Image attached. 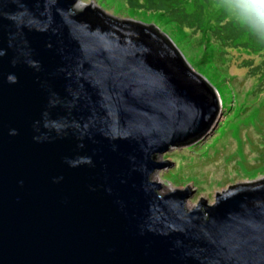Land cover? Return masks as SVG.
<instances>
[{
  "label": "water",
  "instance_id": "water-1",
  "mask_svg": "<svg viewBox=\"0 0 264 264\" xmlns=\"http://www.w3.org/2000/svg\"><path fill=\"white\" fill-rule=\"evenodd\" d=\"M80 2L0 0V264H264V180L194 210L152 181L217 127V89Z\"/></svg>",
  "mask_w": 264,
  "mask_h": 264
},
{
  "label": "rangeland",
  "instance_id": "rangeland-1",
  "mask_svg": "<svg viewBox=\"0 0 264 264\" xmlns=\"http://www.w3.org/2000/svg\"><path fill=\"white\" fill-rule=\"evenodd\" d=\"M80 3L100 8L123 21L132 20L157 27L178 45L195 72L219 92L223 114L217 127L200 142L182 150L175 149L157 159L159 163L175 165L173 169L154 173L152 181L162 185L160 195L191 189L193 193L187 206L194 210L202 200L214 205L216 195L232 187L264 180V111L249 114L251 111L247 110V106L253 105L254 109L261 106L251 96V79L246 78L243 72L235 71L234 80L226 79L219 66L211 67L209 63L202 62L204 52L195 48L188 39L178 40L172 32L173 26L159 23L148 14L132 13L126 0H81Z\"/></svg>",
  "mask_w": 264,
  "mask_h": 264
},
{
  "label": "trees",
  "instance_id": "trees-1",
  "mask_svg": "<svg viewBox=\"0 0 264 264\" xmlns=\"http://www.w3.org/2000/svg\"><path fill=\"white\" fill-rule=\"evenodd\" d=\"M126 5L132 13L148 14L173 26L178 40L188 39L204 52L202 62L219 66L226 79L234 80V71L243 72L253 81L252 98L261 104L255 109L247 106L249 114L264 111V42L236 23L216 0H126Z\"/></svg>",
  "mask_w": 264,
  "mask_h": 264
},
{
  "label": "clouds",
  "instance_id": "clouds-1",
  "mask_svg": "<svg viewBox=\"0 0 264 264\" xmlns=\"http://www.w3.org/2000/svg\"><path fill=\"white\" fill-rule=\"evenodd\" d=\"M217 6L264 42V0H216Z\"/></svg>",
  "mask_w": 264,
  "mask_h": 264
},
{
  "label": "bare ground",
  "instance_id": "bare-ground-1",
  "mask_svg": "<svg viewBox=\"0 0 264 264\" xmlns=\"http://www.w3.org/2000/svg\"><path fill=\"white\" fill-rule=\"evenodd\" d=\"M78 7L83 9V8H84V5H83L82 3H79V4H78ZM159 184H160V183H159ZM170 191H171V190H170ZM170 191H169V192H170Z\"/></svg>",
  "mask_w": 264,
  "mask_h": 264
}]
</instances>
